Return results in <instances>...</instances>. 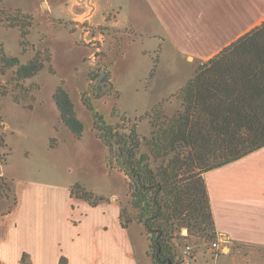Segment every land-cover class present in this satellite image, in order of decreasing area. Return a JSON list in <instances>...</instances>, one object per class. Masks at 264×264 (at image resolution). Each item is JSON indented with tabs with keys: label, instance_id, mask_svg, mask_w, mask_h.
<instances>
[{
	"label": "rangeland",
	"instance_id": "obj_1",
	"mask_svg": "<svg viewBox=\"0 0 264 264\" xmlns=\"http://www.w3.org/2000/svg\"><path fill=\"white\" fill-rule=\"evenodd\" d=\"M2 4L26 15L29 25L23 38L18 26L0 25V48L20 63L36 54L43 61L40 71L23 80L15 79V67L0 74V208L11 212L17 207L6 215L5 227H11L10 233L34 234L38 248L56 252L75 248L85 237L98 244L94 238L112 234L113 227L120 234L118 220L121 224L128 212L133 214L130 191L127 197L125 175L111 153L114 145L101 138L111 133L128 138L132 130L140 138L149 136L153 108L160 105L168 116L179 110L177 89L205 59L177 55L143 0ZM58 86L68 92L84 124L80 138L58 119L52 97ZM75 183L92 199L72 193ZM129 227L135 255L146 264L143 227L136 221ZM208 231L204 224L198 230L183 226L174 231L178 264L184 244L194 247V264H232L220 258L227 248L210 249L215 238ZM18 262L30 264L29 255L21 253Z\"/></svg>",
	"mask_w": 264,
	"mask_h": 264
},
{
	"label": "trees",
	"instance_id": "obj_2",
	"mask_svg": "<svg viewBox=\"0 0 264 264\" xmlns=\"http://www.w3.org/2000/svg\"><path fill=\"white\" fill-rule=\"evenodd\" d=\"M25 17L0 0V25L18 26L22 38L29 25ZM12 67L15 79L23 80L40 71L43 61L36 54L20 63L0 48V74ZM175 94L180 109L168 116L155 106L149 136L140 138L132 130L127 142L117 133L101 138L109 147L115 136L120 139L124 173L128 156L133 214L128 212L121 226L142 225L153 264H178L172 239L183 226L191 231L204 224L209 238H217L203 173L264 146V20L200 61ZM52 97L59 121L80 138L84 124L68 92L58 86ZM71 192L92 199L78 183Z\"/></svg>",
	"mask_w": 264,
	"mask_h": 264
},
{
	"label": "crops",
	"instance_id": "obj_3",
	"mask_svg": "<svg viewBox=\"0 0 264 264\" xmlns=\"http://www.w3.org/2000/svg\"><path fill=\"white\" fill-rule=\"evenodd\" d=\"M143 1L176 54L190 58H210L264 20V0ZM203 178L217 238L222 250L228 249L220 258L232 260V264H264V146L205 171ZM16 208L7 211L9 214L0 208V264H19L23 252L29 255L30 264H141L133 237L126 234L131 227H122L119 220L120 234L113 227L112 234L94 238L98 244L85 237L86 242L79 239L75 248L56 252L38 248L34 234L10 233L5 217ZM24 216L31 221L30 211ZM14 227L19 228L16 224ZM146 254V264H151Z\"/></svg>",
	"mask_w": 264,
	"mask_h": 264
},
{
	"label": "built area",
	"instance_id": "obj_4",
	"mask_svg": "<svg viewBox=\"0 0 264 264\" xmlns=\"http://www.w3.org/2000/svg\"><path fill=\"white\" fill-rule=\"evenodd\" d=\"M211 250H222L220 240L215 238L209 244ZM180 264H191L196 259L195 249L190 244H184L180 251Z\"/></svg>",
	"mask_w": 264,
	"mask_h": 264
},
{
	"label": "flooded vegetation",
	"instance_id": "obj_5",
	"mask_svg": "<svg viewBox=\"0 0 264 264\" xmlns=\"http://www.w3.org/2000/svg\"><path fill=\"white\" fill-rule=\"evenodd\" d=\"M124 139H125V142H127L128 140H127V138H125L124 137ZM120 141V139L117 137V136H115L113 139H112V144L114 145V147H113V151H114V155H115V157H116V160H117V163H118V165H119V169L121 170V168H120V161L118 160L119 159V157L121 156V154H122V150H121V144H119L118 142ZM117 143V145H119L118 146V148L117 147H115V144ZM122 171V170H121ZM124 173V172H123ZM124 175H125V181H126V184H127V197H128V188H129V191L131 190V188H130V185H131V178L128 176V156H127V170H126V172L124 173ZM130 195V194H129ZM128 200V199H127ZM128 202V201H127ZM128 217V216H127Z\"/></svg>",
	"mask_w": 264,
	"mask_h": 264
},
{
	"label": "water",
	"instance_id": "obj_6",
	"mask_svg": "<svg viewBox=\"0 0 264 264\" xmlns=\"http://www.w3.org/2000/svg\"><path fill=\"white\" fill-rule=\"evenodd\" d=\"M187 58H190L189 56H187Z\"/></svg>",
	"mask_w": 264,
	"mask_h": 264
}]
</instances>
